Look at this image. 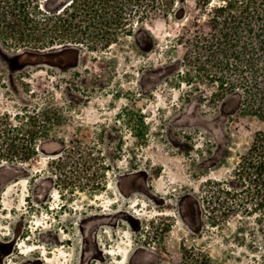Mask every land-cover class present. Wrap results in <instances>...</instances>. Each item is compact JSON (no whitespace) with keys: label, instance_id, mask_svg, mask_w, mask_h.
<instances>
[{"label":"rangeland","instance_id":"obj_1","mask_svg":"<svg viewBox=\"0 0 264 264\" xmlns=\"http://www.w3.org/2000/svg\"><path fill=\"white\" fill-rule=\"evenodd\" d=\"M71 1L0 0V264H264L262 1L238 69L193 1L51 42ZM118 209L138 223L100 215Z\"/></svg>","mask_w":264,"mask_h":264},{"label":"trees","instance_id":"obj_2","mask_svg":"<svg viewBox=\"0 0 264 264\" xmlns=\"http://www.w3.org/2000/svg\"><path fill=\"white\" fill-rule=\"evenodd\" d=\"M184 1L186 0H72L63 13L57 17L58 19L56 18L52 30L53 37L50 39L51 42L62 40L60 43L62 45L80 44V39H83L85 33V31L82 32L81 27L82 14L84 13L85 17L89 16L88 20H101L104 24L112 26L115 31H125L128 27H133L134 24L151 20L157 14L168 19L175 14L178 3ZM189 1L195 2L201 10H207L210 30L221 25L226 27L225 31L220 33V38L225 41L224 46H227L228 42L230 46L228 50L234 58L230 65L232 64L236 69L241 68L243 64L240 61V55H246L251 51L263 48V45L254 44L253 41L259 32L256 21L259 17L258 9L260 6L258 2L260 0H241V4H238L237 0H221L215 5L212 4L211 0ZM261 1L264 5V0ZM247 33L248 36L245 35ZM200 39L204 40L202 45ZM180 40L181 42L184 41L183 44H190V48L195 51L207 47L210 43L208 38L197 35L190 36L186 40L183 38ZM34 41L38 44L44 42L41 38L34 39ZM188 66H191V62ZM248 81L249 77L242 75V73L238 74L229 82L230 92H235L238 85ZM188 256L189 261L187 260ZM179 264L214 263L208 255L201 252L194 253L190 250V252H184V257Z\"/></svg>","mask_w":264,"mask_h":264},{"label":"flooded vegetation","instance_id":"obj_3","mask_svg":"<svg viewBox=\"0 0 264 264\" xmlns=\"http://www.w3.org/2000/svg\"><path fill=\"white\" fill-rule=\"evenodd\" d=\"M146 184H147V182H146ZM150 189H151V186L149 185L147 187V189L145 187L144 189H139V190L142 193V195L144 197H146L148 202H150V203L153 202V203H155V206H157V204H159L158 203L159 197L156 196V193L154 191H150ZM36 196H37V198H39L38 194ZM43 197H44V195H43ZM43 197L41 196V198H43ZM45 197H46V195H45ZM131 198H132V195H131ZM128 201H130V200H128ZM158 206L160 207V204ZM100 215H102V216H113L115 220L122 218L125 221V223L129 224L131 227L134 226L136 224V222L138 223V219H136V217L133 215V213H130L128 210L118 209V210L113 211L111 213H104V214L102 213Z\"/></svg>","mask_w":264,"mask_h":264}]
</instances>
